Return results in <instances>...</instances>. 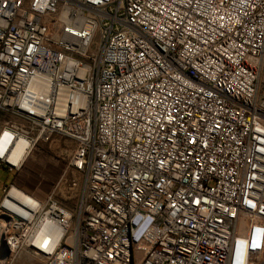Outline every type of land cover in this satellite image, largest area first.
<instances>
[{
  "label": "built area",
  "instance_id": "2783aa9c",
  "mask_svg": "<svg viewBox=\"0 0 264 264\" xmlns=\"http://www.w3.org/2000/svg\"><path fill=\"white\" fill-rule=\"evenodd\" d=\"M0 111V166L83 175L2 186L0 264H264V0H0Z\"/></svg>",
  "mask_w": 264,
  "mask_h": 264
},
{
  "label": "rangeland",
  "instance_id": "374dc122",
  "mask_svg": "<svg viewBox=\"0 0 264 264\" xmlns=\"http://www.w3.org/2000/svg\"><path fill=\"white\" fill-rule=\"evenodd\" d=\"M7 121L15 119L0 111V129ZM73 150L74 145L70 140L56 135L49 142L34 147L23 165L15 172L10 173L0 168V197L2 186L11 181L40 198L58 185L61 190L56 192L57 199L67 208L74 209L80 199L83 175L71 169L65 172ZM63 173L65 177L59 182ZM73 179L78 182V186L74 188L71 187ZM14 264H40V261L23 253Z\"/></svg>",
  "mask_w": 264,
  "mask_h": 264
},
{
  "label": "bare ground",
  "instance_id": "6f19581e",
  "mask_svg": "<svg viewBox=\"0 0 264 264\" xmlns=\"http://www.w3.org/2000/svg\"><path fill=\"white\" fill-rule=\"evenodd\" d=\"M2 221H3V212H0V235H8L10 232V224H14V216H7V222H2ZM57 264H70V258H62V263H57Z\"/></svg>",
  "mask_w": 264,
  "mask_h": 264
},
{
  "label": "crops",
  "instance_id": "0c3cea01",
  "mask_svg": "<svg viewBox=\"0 0 264 264\" xmlns=\"http://www.w3.org/2000/svg\"><path fill=\"white\" fill-rule=\"evenodd\" d=\"M55 143V142H54ZM53 142H52V144H54ZM29 156V155H28ZM28 156L25 158V160L28 158ZM0 168H2V169H4L5 171H7L4 167H2V166H0ZM8 172V171H7Z\"/></svg>",
  "mask_w": 264,
  "mask_h": 264
},
{
  "label": "water",
  "instance_id": "95a60500",
  "mask_svg": "<svg viewBox=\"0 0 264 264\" xmlns=\"http://www.w3.org/2000/svg\"><path fill=\"white\" fill-rule=\"evenodd\" d=\"M6 247V246H5ZM6 250H7V253H9V250L7 249V247H6Z\"/></svg>",
  "mask_w": 264,
  "mask_h": 264
}]
</instances>
